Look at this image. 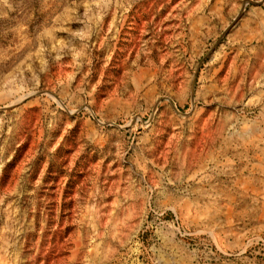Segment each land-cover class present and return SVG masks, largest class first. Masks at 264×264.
I'll return each instance as SVG.
<instances>
[{"label": "rangeland", "instance_id": "1", "mask_svg": "<svg viewBox=\"0 0 264 264\" xmlns=\"http://www.w3.org/2000/svg\"><path fill=\"white\" fill-rule=\"evenodd\" d=\"M0 264H264V0H0Z\"/></svg>", "mask_w": 264, "mask_h": 264}]
</instances>
